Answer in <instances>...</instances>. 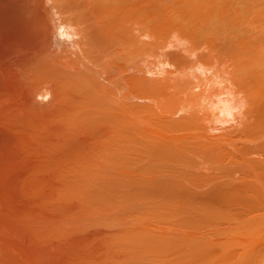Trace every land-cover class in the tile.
<instances>
[{
    "label": "bare ground",
    "instance_id": "bare-ground-1",
    "mask_svg": "<svg viewBox=\"0 0 264 264\" xmlns=\"http://www.w3.org/2000/svg\"><path fill=\"white\" fill-rule=\"evenodd\" d=\"M54 1L56 3L55 5L58 7L60 17L62 16V21L66 22V23H70V24L72 23L73 25L75 24L78 28V30L76 32H78V34L80 35L81 45H82L80 56L87 59V61L89 63L93 64L95 67L98 66L101 69L100 70L101 73L104 72L105 75H108L106 72L108 71V73H109V70L111 68H113L112 70H114V71L111 70L112 71L111 74L112 73L114 74V72H115V75L114 76L111 75L110 79L108 77V79L110 80V83H111V85H110L111 87H109L107 84H103V85H100V90H97L98 85L96 84L97 86H95L93 83L92 75L97 73V72L95 69H94L95 70L94 71L92 69L93 67H91V66H90V68L93 71H91L90 68L87 67L86 68L87 71L83 70V72H82V70L80 69L79 70L80 73L77 72L78 73L77 75H79L78 81L76 80L78 76L75 73L74 74L76 76V79L74 78L75 76H73L74 80L72 78H70L68 75V77L70 78V82L73 80L74 81L73 84H75V82L77 81V83H79V85L81 86V88L79 87L80 92L83 90L81 92V96H79V93L78 94L76 93L78 91L74 92L75 94H77L79 96V98L77 97V98H75V100L73 99L74 97L72 98L77 103H74V101L71 100L73 103V108L71 109V111L74 108L75 109L78 108L77 110H79V113H78L79 115L75 114V116L73 117V118H76L75 121L80 120L81 122H78V123L82 124V122H84V123H85V121L91 122L92 120L95 122L98 120V122H99V119H101L100 122L107 124L106 126L109 125L108 127L112 126L115 128V126H116V128H119L118 123H121V125L123 124L124 126H127L129 129V131L127 132L129 135L125 132V135L126 136L128 135L127 138L129 140L127 138H125L124 135H122V134H124V131H127V130H125L127 128L125 127V129H124L123 125H122L123 128H122V126H120V127L124 130H121L120 128L112 130V127L111 128L107 127L109 130L113 131V133H112V131H110V133L106 132V134L107 133L110 134V135H108V134L107 135H108V137L111 136L110 137L111 140H110V138L107 139L106 135H103V136H106L104 138V139H106V140H104L106 143L111 144L112 139H113V141H115V138H117L115 142H117V144L119 142V144H118L119 147H117L118 145L115 142H113L111 145H109V147H111V148H108V149L109 150L113 149L112 152H109L112 155L114 153L113 152L114 151L113 146L116 145L117 149L119 148V152H121V151H123L122 147L120 149L121 144L123 145V143H125L127 140H128V143H130V144H128L129 147L127 144L123 145L124 150L126 151V148L128 147L126 152H129V151L130 152L128 154L126 152H121L120 158L125 161V159H126L125 157L127 155L126 161L127 160L129 161L130 159H131L130 161H132V162H129L130 164L132 163L131 165L129 164L131 167L129 169H131V171H128L131 174V176L129 177V181L126 179V181L129 182L128 184H130L129 185L130 187L128 186L130 188L128 190V193L131 194V197H129L130 195L128 196V194H127V197H126V195H124L125 196L124 197L120 194L119 195L121 197L120 196H119V198L115 197L118 195L119 191L121 192V194H123L122 189H124V188H122V186H121L122 191L118 188L119 191L116 192V195H114V197L116 199L118 198L119 202L121 200L123 202V198H128V197L130 199L132 198L131 199L132 203L130 202L131 204L129 203L130 200H127V199L125 200V202H123V204H124V206H126L127 204H125V203H129L130 204L129 207L131 208L133 203H135V205L132 207L135 210L137 207V212L139 210L138 208H140V210L142 212L145 210L144 206L143 207L140 206V205L144 204L146 206V210H147V211H144V213H143V215L145 216L144 218L146 219V217H147V218H152V220L155 219V221H153V223L154 222L158 223L159 219L161 220V222H159L160 224L162 223V221H166V223L167 222L169 223L171 221H173V222L176 221V222H174L176 224V226L174 225L175 228L172 227L173 225L172 226L170 225V227H169L168 223H167V226L171 230L174 229V232L176 229L177 232L172 233L173 230L170 231L169 228L166 226L168 228V230L171 232V234L168 233L167 235L165 234V232H164V235H162V234L156 235V233L154 234L153 232H152L153 233L152 234V233H150L149 230H148V232H149L148 233L147 230H146V232H145V230L142 231V229L138 228V226L137 227L135 226V229H137L135 231H133V228H130L131 229V231H130L129 228H126L128 226H126L125 228L129 229V231L121 229V232L119 234L117 233V236L119 238L116 236L117 239L114 238L115 241L114 240L113 241H114V243L115 242L119 243V242H117V240H120V243H122L121 247L123 246L122 248H123L125 254H126V250H128L127 256L130 254L132 255L133 261H131V257L130 258L128 257L126 259L130 260L131 262L127 261L126 264L127 263L128 264H134V263L135 264H264V246H263L264 235H263V237L261 236V238H263L262 240L258 239V237L260 235L264 234V232H263L264 231V69H262L261 71L258 70L259 68L260 69L262 67L264 68V62H262L263 64H261L260 61H262V60H259L263 54L262 53H261L262 55L259 54L260 55V57H259L257 55V53L254 51L253 56L256 57V55H257L258 56V57H256L257 59L252 56L250 58V60H248V61L245 59L241 60V61L239 59L240 62H238V60L236 62L232 61L233 65L231 64V66L233 67L232 68L233 70L231 72L238 71V73H235V74H232L230 72L229 73L230 76L227 78L228 80L232 79V81L230 80V84L232 83L231 84L232 87L230 86L231 87L230 91L226 90V92H224L225 91V90H223L224 88L223 89L220 88V90H222L221 93L224 92L223 94L228 93V95H230V97L227 96V99L230 103L225 99H224V101H223V99H221V101L224 102L223 104L225 106L228 105L232 108L238 107L241 110V113L243 114L242 117H245V118H244V122H243V118H241L242 121L240 120V122H243V123H241L242 126L234 129L235 132H232L229 134V132H231V131H229L230 129L227 132L224 130L223 132H226V135H225V133H222L221 135L219 134L221 137H219L218 134H217L218 137H215L216 135H214V134H213L214 137H212V134H210L211 132L209 133V135L207 133V132H209V130L211 128L208 127L209 123L208 124H206V123L210 122L208 120L212 119L213 116H215L214 113H212L213 116L210 118H207L210 115V114L208 115L207 113H206L207 116L204 115L205 113H203V115L201 116L200 113L198 114V110L196 111V106H199V103L201 104V101H203V99L206 101L210 97L212 99H214L216 96L219 97V95H223V94H221L218 89H217V91L220 93L219 95H217L218 94L217 91L213 92L211 90V89H213V87L211 86L213 84H210L211 88H209V87L206 88L207 92H209L208 91V88H209V90L211 91L212 94L206 93L204 91L206 89L203 90L204 93H206V94H203L202 93L203 91H201V90H199V92H196L197 94H200V96L195 95L196 93L194 91H193V94L190 93L189 88H188L190 85L193 84L192 88L196 87V86H202L200 83L201 78H199V76L196 75V73H192V75H191L190 72L186 73L183 70V69H189L187 67H190V66H192V67H190L191 69L197 68L198 66L201 67L203 65H205L203 67H206V65L215 66L217 68L222 67V65L220 66L221 63L219 61L216 62L217 58H215V57H217V56H213L212 53L210 55L208 54L205 56L198 55L199 57H195V59L193 60L194 61L193 65H195L196 58H197L196 62L198 61V64H199L198 65L196 63L195 67L193 65L189 64V62H192V60L189 59V61H188V59H187L188 57L186 59L183 58L184 62L188 61L187 63L186 62L184 63L181 61L178 65V63L176 61L175 67L176 66L181 67L182 66L181 63H183V68L178 67L180 69H177V67H176V70L178 72L180 71L178 73L175 70V72L178 73L177 76H175V75H174V77L168 76L169 77L168 79H166V77H164V78H162L163 81H162V79H158V81L161 80V82H163V83L156 82V80L155 81L151 80L152 81L151 82L150 79H149V81H150L149 82L148 78L146 80L145 77L142 76V73L140 75L138 74V72L140 73L144 69V68H141L142 66L140 67V60L144 61V59H142L144 57V55L147 52L148 53H153V52L157 53L156 52L157 49L158 50L160 48L162 49V47H161L162 44L158 42L157 38H156L157 40L155 39L156 41L153 40L154 43L149 45V42H148V45H147V43H145L146 41L144 42V40H143L144 38L142 39L140 37L141 34L144 36L145 33L149 32V34L151 35L150 32L152 29H153L152 35H155V34L157 35V36L155 35V37H158V36L160 37L162 35L160 33L167 32L170 29L171 30L173 29L172 31H170V32H173V31L177 30V25L179 24L178 20L182 19L181 13L186 12L187 15L185 17V25L182 24L183 26H181V22L179 24L180 25L179 28L181 27L183 30L186 29L185 33L187 31L189 32L192 30L191 32H193L194 34L198 32L199 34L203 35L204 32L206 31L207 33L205 32V34H207V36H209V35L216 34V33H214L215 31L217 32V31L221 30V29L216 30V27L227 26V28H228V29L226 28L227 33L224 30V32L226 33V37H227L229 35L230 31L233 32V30H230L232 27L235 28L236 26L238 27L241 23L244 24L247 21L246 18H248L249 16H251V17L255 16V18H256V16H258V15L257 14L255 15L254 12H257L258 14L260 13L259 14L260 18L257 17L258 20H260L264 14L263 13L264 12V0H262V1L260 0L261 4H259L260 3L259 0L258 1L257 0L256 1L250 0L253 3H250L249 0H237V1L233 0L232 2H231V0L230 1L225 0V2H224V0L223 1L222 0H213V1H210V0H185L184 5H183L184 9L182 8L183 10L175 9V7L171 8L172 5L175 6V3L174 4L172 3L173 0H172V2H171V0H167V1L172 3V4L169 3L170 6H168L169 4H167L166 3L167 1L165 2L164 0H54ZM175 1H177L176 4L178 5V3L180 4L179 1H181V0H175ZM216 1L218 3V4L216 3V6L220 4L219 5L220 8L218 6H217L218 8L214 7L215 6L214 3ZM206 2L207 3L209 2V3L206 5ZM228 2H230V3H228ZM239 2H240V4H238ZM256 2H258V3H256ZM246 4H248V5H246ZM254 4H256L257 6L256 5L254 6ZM211 5H213L214 9ZM231 5H233L231 7L232 9L229 8ZM235 5L238 6L237 10H235V13H237L236 15L237 16L244 15L245 21H240V19L243 20V18H242L243 16H240V18H236V15L233 14L232 10L234 8H236ZM243 5H244V7H243ZM209 6H210V9L208 8ZM226 6H228V7H226ZM164 7H166V8H164ZM203 7H204V9H203ZM227 8H228V10H227ZM238 8H242L241 9L243 12L242 14H241V10L239 13ZM245 8H247V9H245ZM249 8H252V9L250 10ZM253 8L255 11L253 10ZM211 9H212V11L214 10V13H216V14H214L212 11L211 12L213 15L211 14V12L209 13V11ZM217 9H221V11L220 10L218 11ZM167 10L172 11L170 13V17L174 16V18L172 17L170 19L173 20L174 22L178 23V24L175 23L173 25L172 24L173 21L171 22L170 20H168V22H169L168 27H166L164 29V31H163V28L162 29L160 28L162 32H159L158 26L159 25L162 26L161 20L163 21L166 19V15H168ZM173 10L175 13L173 12ZM226 10H227V12H226ZM230 10L232 13L230 12ZM243 10L247 11V13L244 12ZM216 11H218V14ZM249 11H250V13H248ZM251 11H253V12L251 13ZM57 13H58V11H57ZM208 13L211 14V16L209 15L210 17L208 16ZM223 13H224V15L219 16V14H223ZM164 14H165V16H164ZM248 14H249V16H248ZM250 14H252V15H250ZM214 15L215 16L218 15V16L215 17ZM226 15H227V18L229 17L228 19H225ZM233 15H234L235 19L233 18ZM199 16H200V19H199ZM202 16H204L203 17L204 19H202ZM206 16L208 17V19H206ZM213 16L215 19L216 18L217 19L216 20L213 19L210 21L211 17L213 18ZM195 17H197V18H195ZM220 17L221 18L223 17V18L221 19ZM231 17H232V19H231ZM175 18H176V20H175ZM218 18H220V20ZM257 18L254 20L258 21ZM205 19H206V21L209 20L210 22L209 21L204 22ZM238 19H239L240 23H238ZM47 20L49 22V19H47ZM60 20H61V18H60ZM190 20L191 21L193 20L194 22H196L195 23L196 26H194L195 24H193V21L191 23ZM197 20L198 21L201 20L202 22L201 21L197 22ZM228 20H230V21H228ZM42 21L44 22L43 18H42ZM55 21H58V20H55ZM189 21H190V23L188 24L187 22H189ZM212 21H214V23H212ZM221 21H222V23L220 24L219 22H221ZM223 21L227 22V23L224 22V24H226V25H223ZM248 22H250V20ZM197 23H200L201 25H199V24L197 25ZM206 23H207V25L208 24L209 25L206 26L205 25ZM210 23L212 25H210ZM250 23L247 24V22H246L245 26L241 25L239 27V32L242 33L241 37L248 34L246 32H245L246 34H244L243 31H245V30H243V28L247 26L246 28L249 31L248 25ZM227 24H230V25L232 24V25L228 26ZM235 24H237V25H235ZM202 25H203V28L201 27ZM252 25L253 24L251 23V26ZM161 26H159V27H161ZM170 26H172V27H170ZM185 26H187V27H185ZM197 26L201 27L202 31L200 28H199V31H196L198 28ZM188 27H191L192 29H190V28L188 29ZM210 27L212 28L211 30H209ZM213 27H214V29H213ZM256 27L258 28V26H256ZM133 28L136 30H134ZM179 28H178V30L181 31V29H179ZM241 28L243 31L241 30ZM253 28L254 27H252V29ZM262 28L264 30V26ZM166 29H168V30H166ZM194 29H195V32H194ZM156 30H158V31H156ZM183 30L181 31V33H183L182 35H185ZM132 31L135 33H133ZM146 31H148V32H146ZM179 31L177 33H180ZM210 31L211 32L213 31V32L210 33ZM235 31H236V33H235L236 35H232V36H234L235 38L237 36L238 38H236V39L241 41L242 38L240 36H238V35H241V33H238V30H235ZM260 31L262 32V30H260ZM156 32L157 33L159 32V34H157ZM188 32L186 34H187V37H189V38H186V35H185V37L182 36L181 33L179 36H181V38L189 39L190 42H194L193 44H195V46H196V44H198L197 42H195L196 41L195 39H197V38L200 39V42H202V44H203L204 40L197 37L196 35L194 36V34H192L191 32H189L191 34L190 35ZM202 32H203V34H202ZM221 33H223V32H221ZM225 33H223V34H225ZM262 33H264V32H262ZM66 36H69V35L67 34ZM203 36H206V35H203ZM247 36H249V35H247ZM98 37H101V41H103L104 43H106V41H108L107 42L108 44L106 45V47L103 46L105 48H102L105 52L103 50H100V48L97 47V41H98V44L101 42L98 40ZM138 37L142 39V42H141V40L139 41ZM190 37L194 41L193 40L191 41ZM226 37L223 36V38H226ZM231 37L229 36V39ZM104 38L106 41L104 40ZM215 38H218V37L217 36L211 37V39L213 40V41H211V43L214 42L215 45L217 43L219 44L220 39L218 38V41L216 43ZM246 38L247 37L242 39V41H245ZM161 39L159 40L160 42H161ZM232 39H233V37H232ZM248 39H247V41H248ZM231 41L232 42H230V41L229 42L230 43L234 42L233 40H231ZM204 43H206V42L204 41ZM208 43H210V42H208ZM225 43H226V40H225ZM234 43H235V45L239 44V46H242L241 45L242 43H240V42L239 43L234 42ZM247 43L249 44V42H247ZM79 45H80V43H79ZM219 45L221 46V44H219ZM229 45H231V44H229ZM235 45H232V46H235ZM207 46L210 48L213 47L211 45H207ZM239 46H237V47H239ZM246 48H248V47H246ZM246 48L243 46V47L235 48V50L236 49H240V50L244 49L250 53V51ZM260 49H261V47H260ZM262 49L264 50V48H262ZM46 50H49V49L47 48ZM53 50H55V49H53ZM55 51H57V50H55ZM39 52H41V51L39 50ZM44 52L47 54L49 51L48 52L44 51ZM61 52H62V50L60 51V53ZM103 52H104V55H103ZM233 52H235V51H233ZM164 53H167V52H164ZM170 54H172V52L169 53L168 55H170ZM175 54H173V56H170V57L174 58ZM200 54H202V53H200ZM203 55H204V53H203ZM214 55H216V54H214ZM233 55H237V52L235 54L233 53ZM181 56H183V55L181 54ZM207 56H210L211 58L207 57ZM263 57L264 56H262L261 59H263ZM47 58H49V57H47ZM57 58H56V60H57ZM75 58H76V56H75ZM158 58H159V56H158ZM181 58L179 57V59H176V60H178V62H179L180 60H182ZM234 58L238 59V57H235V56H234ZM192 59H193V57H192ZM51 60H52V58H50V61ZM78 60H80V59H78ZM223 60H225V59H223ZM35 61H37V59H35ZM41 61H43V60H41ZM48 61H47V63H48ZM60 61L58 63H61ZM87 61H85V62H87ZM258 61L261 64L260 65L261 67L257 66ZM63 62H64V60H63ZM67 62H69V60H67L66 63ZM222 62H228V60L222 61ZM47 63H45V64H47ZM50 63L48 65L44 66V70H45V67L50 65ZM55 63H56V66H58L57 62L51 63V65L54 64V67H55ZM66 63L64 65L67 66L68 64H66ZM138 63H139V65H138ZM37 65H38V63H37ZM88 65H86V66H88ZM62 66L60 65L59 68ZM41 67H42V65H41ZM50 67L51 66H49V68ZM98 67H97V69H99ZM184 67H186V68H184ZM71 68H72V66H71ZM73 68L78 70V68H76V67H73ZM128 68L129 69L131 68L133 71L132 70L130 71ZM199 69H201V68H199ZM60 70H62V69H60ZM65 70H66V68H65ZM128 70L131 72V73H129V75H128V72H129ZM173 70H174V68H173ZM36 71L34 73H36ZM51 71H52V69H51ZM51 71H49V72H51ZM53 71H54V68H53ZM89 71H90V73L93 72V74L92 75L87 74ZM252 71H254L255 73ZM41 72H42V70L40 71V73ZM126 72H127V75H126ZM38 73L39 72H37V74ZM62 73H64V72H62ZM81 73H83V74H81ZM169 74H172V73H169ZM109 75H110V73H109ZM96 76H99V75H96ZM189 76H191V77L189 78ZM103 77H104V75H103ZM193 77H194V79L196 78L197 81H199V83H196L194 81L196 83V86H194L195 83L192 82ZM65 79H66V77H65ZM66 80H68V79H66ZM202 80H204V79H202ZM213 80H214V77H213ZM215 81L217 82V80H215ZM201 82L203 83V81H201ZM216 82H215V85H216ZM220 82L221 81H218L217 83L219 84ZM213 83H214V81H213ZM46 84H48V83H46ZM203 84H205V83H203ZM233 84L236 87V89H238L239 91L238 90L236 91V89L232 90ZM57 85H58V83H57ZM120 85L126 86L125 89H127V90L123 95H121V97L117 98L115 91H116V89H119V91H121ZM219 85L221 86V84H219ZM34 86H36V85H34ZM106 86H108V87H106ZM88 88L90 90H88ZM35 89H37V87ZM39 89H40V87H39ZM55 89L56 88H54V90ZM75 90H76V88H75ZM186 91H187V93H186ZM200 91H201V93H200ZM232 91H233V93H230ZM234 91L237 92L238 97H243V100H242V98L237 99L236 94H235L236 92H234ZM240 91L242 94H244L243 96L238 95V93L240 94ZM61 94L63 95V93H61ZM232 94L233 95L235 94L234 95L235 97ZM77 95H75V96H77ZM129 95L137 97L138 101L142 98L143 99L145 98L148 100L150 99L153 101L154 104L151 103V105L150 104L148 105V102H147V103H143L145 105H143V104L135 105V104H140V102L139 103L134 102L135 104H133L132 103L133 101L131 100L132 98ZM72 96H74V95H72ZM232 96L234 98H232ZM235 98H236V100H235ZM212 99H209L207 102L210 101V103H211ZM58 100H59V98H58ZM127 100L130 102L128 103ZM240 100H241V102L243 101L241 103V105L239 104ZM71 101H69V102H71ZM146 101L144 100L143 102H146ZM225 101L228 103L225 104L226 103ZM214 102H212V103H214ZM66 104H67V102H66ZM74 104H75V106H74ZM225 106H223L225 108V110L229 111V107H225ZM53 107L54 106H52V109H53ZM223 107H222V109H223ZM177 108H180V110H178V111L184 112V110H185V112L186 111L187 112L186 113L182 112L184 115L182 114V116L181 115L178 116V119L176 118L177 119L176 120L174 113L176 112ZM194 108H195V110H192ZM232 108L230 110L231 112L233 110ZM243 108H244V110H243ZM189 109H190V111H189ZM223 110H222V112H224ZM240 110H239V113H240ZM242 110H243V112H242ZM98 112H100V114ZM96 113L99 114L98 115L99 119H97ZM220 113H221V111H220ZM225 113L227 114L226 111H225ZM69 114L72 115L71 112ZM176 114H177V112H176ZM242 114H239L240 117ZM62 115H64V114H62ZM73 115H74V113H73ZM171 115H174V116H171ZM229 115H231V114H229ZM239 115H238V117H239ZM198 116L202 117L201 121H200V118ZM203 116H204V119L206 117L207 120L206 119L204 120ZM240 117H239V119H240ZM62 118L64 119V116H62ZM69 118H70V116H69ZM22 119H24V118H22ZM103 119L105 122L102 121ZM64 120H67V119H64ZM217 120H219V119L217 118ZM111 121H112V123H111ZM113 121H115L117 124L113 125V124H115V122L113 123ZM70 122H71V120L68 121V123H70ZM90 122H89V124H90ZM78 123L76 122V125ZM73 124H75V122ZM86 124H88V123H86ZM110 124H112V125H110ZM92 125H94V123ZM96 125H98L97 122H96ZM100 125L101 124H99V127H100ZM206 125H207V127H206ZM101 127L103 128L102 125H101ZM208 128H209V130H207ZM233 128H234V126H233ZM105 129H106V127H105ZM118 130H120L121 132L120 131L118 133L115 132ZM120 133H122L121 135L123 137L120 135ZM113 135L116 137L112 138V137H114ZM120 136H121V140L124 142H122L120 139H119L120 141L118 140V138H120ZM123 138H125V139H123ZM109 141H111V142H109ZM129 154H131V155H129ZM123 155H125V156L122 157ZM255 156L256 157L258 156V158H256ZM139 158H140L141 162L139 161ZM113 159L114 158L112 157L111 160H113ZM121 159H120V161L122 162ZM106 160H108V159H106ZM106 160H104V161H106ZM124 161L122 162L123 164H124ZM128 161L125 163H128ZM95 164L97 165V163H95ZM99 164H101V163H99ZM109 164H110V162H109ZM113 164L115 165V163H113V161H112V165ZM89 165H93V164H89ZM127 165L128 164H126V166L124 165L125 168L128 167ZM107 166H109V165H107ZM109 167H111V166H109ZM94 168H96V167H94ZM103 168H105V167L103 166ZM92 169L93 168L91 166V170ZM97 169L99 170L98 167H97ZM115 169H116V167H115ZM97 171H95V172H97ZM100 171H101V173H103L102 172L103 170H100ZM115 171L117 172V169ZM106 172H108V171H106ZM127 173H125V174H127ZM83 175L85 176V174H83ZM115 176H116V174H115ZM112 177H114V176L112 175L111 178ZM125 178H127V177H125ZM121 179H122V177H121ZM96 180L97 179H95V181ZM106 181H107V179H106ZM122 182L125 184L124 180ZM103 183H105V182H103ZM96 184H97V182H96ZM109 184L110 183H107V185H109ZM128 184H125V185H128ZM104 187H106V186H104ZM123 187H124V185H123ZM108 188H109V186H108ZM76 189L77 188L74 187L73 190L72 189L71 190L74 192ZM88 189L89 188H85V187L81 188V186H80L79 189H77L78 192H76L77 190L75 192H76V194H78V195L81 194L84 198H87L88 202L90 201L89 204H91V202L93 203L94 198H95V200L97 199V197L94 196V193L97 194V190H95V192H94L93 190H91V189L88 190ZM82 190H84V191H82ZM125 190H126V188H125ZM81 191L86 192L85 193L86 195L84 193L82 194ZM92 197H94V198H92ZM114 197H112V198L114 199ZM91 198H92V200H91ZM120 198H122V199L120 200ZM99 199L97 201H98V203H101L103 201L102 200L103 198L99 197ZM116 199H114V200H116ZM97 201H94V202H97ZM103 202L106 203L105 205L108 206V202H106V200ZM103 202H102V205L104 204ZM122 202H120V203H122ZM136 203H137V205L138 204H140V205L136 206ZM117 205L118 204H115V206H117ZM110 206H111V204L109 203V207ZM118 206H120V205H118ZM122 207H123V205H122ZM130 208L127 209L128 213H129L128 210H130ZM142 208H143V210H142ZM135 210H133V211H135ZM117 211H119L118 208H117ZM123 211H124V209H123ZM115 213L116 212H114L113 214H115ZM134 213H132V214L134 215ZM117 214L118 213H116V215ZM124 214H126V212ZM133 215H131V216H133ZM118 216H119V218L121 217V215H118ZM128 216H130V214H128ZM128 216L125 215L124 218H127ZM140 216L143 218V216L140 214L139 215L136 214V217H135L136 220H137V218H139V220L141 219L140 221L139 220L136 221L138 223L143 221V219ZM107 221H108L107 222L108 224L110 223L112 225H116V224H114V222L116 223L117 220L115 219V217L114 218L112 217V222H109V220H107ZM121 221H125V220H121ZM198 221H201V223H199ZM129 222H130V220H129ZM136 222H134V223L136 224ZM191 222H193L195 224H193ZM197 222L199 224H197ZM150 223H152V221ZM174 223H169V224H174ZM205 223L209 224V225L212 224L213 226L211 225L212 227H210V228L211 229L215 228V229L213 230V232L211 231L212 232V234H211L209 228H207V229L203 228V229H205V231H208V233L211 235H209V234L206 235V237L209 236V238H206L204 235V236H202L204 238L199 239L200 234L198 233L199 231L198 232L196 231L197 226H199L201 224L200 225L201 227H202V225L205 227ZM117 224H119V222ZM123 224H125V222ZM140 224H139V226H140ZM126 225H128V222ZM132 225H133V223H132ZM187 225L189 227H187ZM177 226H179L180 228H176ZM122 227L124 229L123 225H121L120 228H122ZM141 227L143 228L142 225H141ZM186 227L190 228V229L187 230ZM191 227H192V230H191ZM193 227H194V230H193ZM206 227H209V226L207 225ZM145 228H147V226H145ZM181 228H184V230L186 229L185 231H188L189 233H191L193 231L197 232L198 235H196V236H198V237H196L195 234L193 235L192 233H191V235L187 234L188 232L186 233ZM152 229H153V227H152ZM159 230H157V231H159ZM179 230L180 231L183 230L185 232V234L183 232H180ZM198 230H202V229H199V227H198ZM122 231H124V232H122ZM125 231H126V233H125ZM152 231H154V230H152ZM155 231H156V229H155ZM178 231L180 234L178 233ZM121 233L124 235H121ZM176 233H178V234H176ZM186 234L188 235L189 238L186 237ZM120 235H121V237H120ZM256 239L261 241L260 243H262V244L261 245L258 244V246H257V241L255 242ZM120 243H119V245H120Z\"/></svg>",
    "mask_w": 264,
    "mask_h": 264
},
{
    "label": "rangeland",
    "instance_id": "rangeland-1",
    "mask_svg": "<svg viewBox=\"0 0 264 264\" xmlns=\"http://www.w3.org/2000/svg\"><path fill=\"white\" fill-rule=\"evenodd\" d=\"M164 1L166 2L167 0H164ZM210 1H213V0H210ZM232 1L233 0H231V2ZM235 1H237V0H235ZM261 1L259 0V2H260L259 4H261ZM171 2H172V0H171ZM171 2L167 1L166 3L169 4ZM176 2L177 1L173 0L172 3L173 4L175 3V6L172 5L171 8L175 7V9L183 10L184 9L183 5H184L185 0L179 1L180 4L178 3V5L176 4ZM224 2H225V0H224ZM208 3L206 2V5ZM216 3H217V1L214 3L215 4L214 7L220 8V6H219L220 4L217 5L218 6L217 7ZM228 3H230V2H228ZM250 3H253V2L250 1ZM256 3H258V2H256ZM55 4L56 3L54 0H0V264H126L127 261H130V260L126 259L128 257L129 258L131 257V261H133L132 255L130 254L127 256L128 250H126V254H125V252L122 248L123 246L121 247L122 243H120V240H117V242H119L120 245H119V243H116V242L114 243V241H115L114 238H116L117 233L119 234L121 232V229L129 231L130 228H133V231H135V230H137V229H135V226L136 227L138 226V228L142 229V231L145 230V232H146V230H147V232L149 230L150 233L153 232L154 234L156 233V235H161V234L164 235V232H165V234L167 235L168 233L171 234L170 231H172V230H173L172 233L174 232V229L171 230L169 227H170V225L171 226L173 225L172 227H174V225L176 226V224L174 223L176 221L169 222V223H174V224H169L167 222L169 227L167 226L166 221H162V223H161L162 225H161L159 223V222H161L160 219H159L158 223L154 222L155 223L154 224L153 221H155V219L152 220V218H147V217H146V219L144 218L145 216L143 215V213H144V211H147L146 206L144 204L143 205L138 204L141 207L144 206L145 210L143 212L140 210V208H138L140 211L138 210V212H137V207H136V206H138L137 203L135 206L136 210L133 209V207H132L135 205V203H133L131 208L129 207V205L132 203L131 202L132 198L131 199L129 198V197H131V194L128 193V190L130 189L129 188L130 184H128L129 182H127L126 179L129 181V177L131 176V174L128 171H131V169H129V168H131L130 165L132 163L130 164L129 162H132V161H130L131 160L130 159L129 161L127 160L128 163H125V162H127L126 161L127 155L125 157L126 158L125 161L120 158L121 152H126L127 148L129 147L128 144H130V143H128L129 139L127 138L129 135L127 133L129 131L128 127L124 126L122 124L124 126V129H125V127L127 128V129H125L127 131H124V134L120 133V135L122 134V135H124L125 138L128 139V140L126 139L127 143L126 142L123 143V145L124 144L128 145V147L126 148V151L124 150L123 145L121 144L120 149L122 147L123 151L120 150L121 152H119V148L117 149V147H119V145H118L119 142H118V144H117V142H115L117 138H115L116 136H114L115 135L114 134L113 135L114 137H112V138H115V141H113V139H112V143L115 142L118 146L116 147V145L114 144L115 145V146H113L114 147V151H113L114 153L112 155L109 152H112L113 149L112 150L108 149V148H111V147H109V145H111L112 143L111 144L106 143L104 141L106 139H104V138L107 136V139H109L111 136L108 137V135H110L109 133L113 129H119L120 128L121 130H124V129H122L123 126L121 125V123H118L119 128H116V126H115V128L112 126L108 127L109 125L106 126L107 124L100 122L101 119L98 118V115L100 114V112H98L99 114L96 113L97 119H99V122H98V120L96 121L98 125H96V122L93 120L91 121L92 123L89 121L90 124L87 121H85V123L82 122V124H81V123H78V122H81L80 120L75 121L76 118H73L75 116V114L79 113V110H77L78 108H76V109L74 108L71 111V109L73 108L72 101H74L75 98H77V97L79 98V96H81V92L83 91L82 90L80 92L81 86L79 85V83H77V81L79 80V75H77L78 73H80L79 70L81 69L83 72V70H86L87 67L90 68V66L93 67L92 68L93 70L94 69L96 70V72L98 74L97 73L93 74V72L90 73V71L87 74H90V75L93 74L92 80H93V83L95 86L98 85L97 90H100V85H103V84H107L109 87H111L110 86L111 83H110L109 79H110L111 75L112 76L115 75V72H114V74L113 73L111 74V72L114 70H112L113 68H111V69L109 68L110 70L109 69L108 70H109L110 75H109L108 71L107 72L105 71L108 74V75H105L104 72L101 73V71H100L101 69L98 66L97 67L99 69H97V67H95L93 64L89 63L87 61V59L80 56L82 45H81L80 35L78 34V32H76L78 30V28L75 24L73 25L72 23L70 24V23H66V22L62 21V16L60 17L58 7ZM238 4H240V2ZM213 5H211V6L213 7ZM246 5H248V4H246ZM255 5L256 4H254V6ZM168 6H170V4ZM232 6L233 5H231L229 8H231ZM214 7H213V9H214ZM226 7H228V6H226ZM235 7L236 8L233 7L234 11L232 10L234 15L237 14V13H235V10H237L238 6L235 5ZM243 7H244V5H243ZM164 8H166V7H164ZM208 8L210 9V6ZM242 8H238L239 13H240V10ZM203 9H204V7H203ZM245 9H247V8H245ZM249 9L251 10L252 8H249ZM217 10L221 11V9H217ZM227 10H228V8H227ZM227 10H226V12H227ZM253 10H254V8H253ZM57 11H58V13H57ZM211 11H212V9L209 11V13ZM218 11H216L217 14H218ZM171 12L172 11H168L167 12L168 15H166V19L163 21L161 20L162 26L161 25H159L161 27L158 26L159 32H162L161 31L162 28L164 31V29L166 27H168V25H169L168 20H170L171 22L173 21L170 19L172 17L174 18V16L170 17ZM173 12H174V10H173ZM212 12L214 13V10ZM212 12H211V14H212ZM230 12H231V10H230ZM244 12L247 13V11H244ZM252 12L253 11H251V13ZM209 13H208V16L209 15L211 16V14H209ZM242 13L243 12L241 10V14ZM248 13H250V11ZM214 14H216V13H214ZM254 14L258 15V16H256V18L260 16L259 15L260 13L258 14L257 12H254ZM186 15H187L186 12L181 13L182 19L178 20L179 24L181 22V26L185 25ZM220 15H224V13L219 14V16ZM234 15H233V18H234ZM250 15H252V14H250ZM164 16H165V14H164ZM214 16H213V18L211 17L210 21L215 19ZM217 16H215V17H217ZM240 16H243L242 17L243 20L240 19V21H245L244 15H240ZM240 16L236 15V18H240ZM248 16H249V14H248ZM263 16H264V14H263ZM263 16L261 17L260 20H258V18H257L258 21L254 20V19H256L255 16L254 17L249 16L248 18H246L247 16L245 17L247 19V21H246L247 24L250 22L253 24L252 26H251V23L248 25L249 31L246 28L247 26L244 28L242 27L243 30H245V31H243L241 28V30L244 32V34L248 33V34L244 35L245 37H247L245 39V41H242V39H244L245 37L244 36H243L244 38L241 37L242 33L239 32V27L241 25L245 26L246 22L244 24L241 23L238 27L237 26L235 28L232 27L230 30H233V32H231V31H230V33L228 32L229 35L227 34L228 35L227 37H226L227 26L221 27L218 25L219 27H216V30H218V29H221V30H219L217 32L215 31L214 33H216V34L209 35V36H207V34H205L206 31L204 30L205 32H204V34L202 32V34L206 35L207 37L199 34L198 32L194 34L193 32H191L192 31L191 30L189 32L194 34V36L196 35L197 37L201 38L202 40H204L207 43L206 44L203 41V44H202V42H200V39L197 38V39H195L196 40L195 42L198 43V44H196V46H195V44H193L194 42H190L189 39L181 38V36H179L183 29L181 27L179 28L180 25L174 21L172 23L173 25L175 23L178 24L177 30H175L176 32L175 31L170 32L173 30V29L171 30L170 28H169L170 30L166 29V30H168L167 32L160 33V34H162L160 36L162 39L158 36L161 39V42L159 41L160 39L158 37H155V35H156L155 33H154L155 35H152L153 29L150 32L151 35L149 34L148 31H146L148 33H145V35H144L145 37L142 34L140 35V37L142 39L144 38L143 39L144 42L146 41L145 43H147V45L149 42V45H150V44L154 43L153 40H155L157 38L158 42L162 44L161 47L163 50L159 47L161 50L159 49L160 50L159 51L157 49L156 50L157 53H154V52L148 53L147 52L144 55V57L142 58V59H144V61L140 60V67L142 66L141 68H144L143 69L144 71L142 70L143 72L142 71L140 73L138 72V74L140 75L142 73V76H144L146 80L148 78V81L150 79V81L156 80V82H161V80L158 81V79H162L164 77H166V79H168L169 78L168 76L174 77V75L175 76L178 75V73L180 71L178 72L176 70V67H177V66L175 67L176 61L179 65V63L181 61L184 62L183 58L186 59L188 57L187 58L188 61H189V59L192 60V62H189V64L193 65V62H194L193 60L195 59V57H199L198 55L205 56L208 54L210 55L212 53L213 56H217V57H215V58H217L216 62L219 61L221 63L220 66L222 65V67L217 68V67L211 66V65L210 66L206 65V67H203V66H205V65H203L201 67L198 66L197 67L198 69L197 68L191 69L190 67H192V66L187 67L184 64L187 68H189V69H183L184 72H186V73L190 72L191 75H192V73H196V75H198L199 78H201V81H203V83H205V84H203L200 81L202 86H196V83H199V81H197V79L196 78L194 79V77H193L192 82L193 83L196 82L194 85L196 87L192 88L193 84L190 85L188 87L189 91H190V93L193 94V91L196 93V92H199V90L203 91L207 87L211 88V86L213 87V89H211L213 92H216L218 89L219 92L221 93L222 90H220V88H222V89L224 88L223 89V90H225L224 92H226V90L230 91V89L232 87V85H231L232 83L230 84V80L232 81V79L228 80L227 78L230 76L229 73L233 70L232 69L233 67L231 66V64L233 65L232 61L236 62L238 60V62H240L241 60H244V59L248 61L254 55L253 54L254 51L257 53V55L259 57L262 54H263L262 56H264V50L262 49V48H264V33H262V32H264V30L262 28L264 26V17ZM203 17L204 16H202V19H204ZM42 18H43L44 22L42 21ZM46 18L49 19V22ZM60 18H61V20H60ZM195 18H197V17H195ZM220 18H218V19L220 20ZM228 18L226 15L225 19H228ZM199 19H200V16H199ZM206 19H208L207 16H206ZM206 19L204 22L209 21V20L206 21ZM231 19H232V17H231ZM248 19L250 20V22H248L249 21ZM55 20H58V21H55ZM175 20H176V18H175ZM190 21L187 23L189 24ZM192 21H191V23H192ZM199 21H201V20H199ZM199 21L197 20V22H199ZM228 21H230V20H228ZM240 21L238 19V23H240ZM224 22L225 21H223V25H226V24H224ZM195 23L196 22L193 21V24H195ZM212 23H214V21H212ZM219 23L221 24L222 21ZM225 23H227V22H225ZM198 24L201 25L200 23H197V25ZM205 25L208 26L209 24L207 25V23H206ZM210 25H212V24L210 23ZM227 25L229 26L230 24H227ZM235 25H237V24H235ZM194 26H196V24ZM256 26H258V28ZM170 27H172V26H170ZM185 27H187V26H185ZM201 27L203 28V25ZM201 27H198L196 31H199V28L201 29ZM252 27H254L255 29L254 28L252 29ZM178 28L181 29V31H179ZM189 28L192 29L191 27H188V29ZM195 29H194V32H195ZM211 29L212 28L210 27L209 30H211ZM213 29H214V27H213ZM134 30H136V29H134ZM185 30H183L184 33H185ZM224 30L226 33L224 32ZM235 30H238V33H241V35H238L242 38L241 41L236 39V38H238L237 36H236V38L234 36H232V35H236ZM260 30H262V32ZM156 31H158V30H156ZM178 31L180 33H177ZM201 31H202V29H201ZM220 31L225 33V34L221 33ZM159 32L158 33L156 32V33L159 34ZM212 32L210 31V33H212ZM133 33H135V32H133ZM186 33H185L186 38H189V37H187ZM67 34L69 36H66ZM182 34L183 33H181V35ZM146 35L147 36L149 35V36L147 37ZM185 35H182V36L185 37ZM247 35H249V36H247ZM212 36L213 37L217 36L220 39L219 44H221V46L217 43L218 38H215L216 39L215 42L220 47L217 44H216L217 45L216 46L214 42L211 43V41H213L211 39ZM223 36L226 38H223ZM229 36L230 37L232 36L233 39H232V37L229 39ZM141 38H139V41L141 40V42H142ZM190 39H191V41L193 40L191 37H190ZM247 39H248V41H247ZM98 40L101 41V37H98ZM104 40H105V38H104ZM225 40H226V43H225ZM231 40H233L234 42L242 43L241 44L242 46H239V44L235 45L234 42L230 43V42H232ZM75 41L76 42L78 41V42L76 43ZM102 42L103 41H101L98 44V41H97V47L100 48V50H103L102 48H105L106 45L108 44L107 43L108 41H106V43L103 42L104 44ZM208 42H210L211 44ZM247 42H249V44ZM79 43H80V45H79ZM229 44H231V45H229ZM207 45H211L213 47L210 48ZM232 45H235L236 47L232 46ZM103 46H105V47H103ZM237 46H239V47L244 46L245 48L248 47L246 49H248L250 51V53L244 49H243L244 51L240 50V49L235 50V48H239ZM260 47H261V49H260ZM47 48L49 50H46ZM53 49H55L57 51H55ZM39 50L41 52H39ZM61 50H62V52L60 53ZM44 51H46V52L49 51L47 53L48 55ZM233 51H235V52H233ZM104 52H103V55H104ZM164 52H167V53H164ZM171 52H172V54L168 55ZM236 52H237V55H233V53L235 54ZM200 53H202V54H200ZM203 53H204V55H203ZM173 54H175L176 56L174 55V58L170 57V56H173ZM181 54L183 56H181ZM214 54H216V55H214ZM257 55H256V57H258ZM75 56H76V58H75ZM158 56H159V58H158ZM234 56L238 57V59L234 58ZM262 56H261V58H262ZM47 57H49V58H47ZM179 57L180 58L182 57L181 58L182 60H180L178 62V60H176V59H179ZM192 57H193V59H192ZM207 57H210V56H207ZM253 57H255V56H253ZM50 58H52L51 61H50ZM56 58H57V60H56ZM261 58L259 60H262V61H260V63L263 64L262 62H264L263 61L264 57H263V59H261ZM35 59H37V61H35ZM62 59L64 60V62ZM78 59H80V60H78ZM223 59H225V60H223ZM239 59H240V61H239ZM41 60H43V61H41ZM65 60L66 61L69 60V62L66 63ZM196 60H197V58H196ZM196 60H195V65H193L194 67L196 66V63L198 64V61L196 62ZM227 60H228V62H222V61H227ZM47 61H48V63H47ZM59 61L61 63H58ZM85 61H87V62H85ZM44 62L47 64H45ZM50 62L51 63L57 62L58 66H56V63H55V67H54V64H52L53 65L52 66ZM37 63H38V65H37ZM49 63H50L49 66H51V67L49 68V66H47V67H45V70H44V66L48 65ZM65 63L68 65L67 66L64 65ZM257 63H258L257 66L259 67L261 64L259 63V61ZM41 65H42V67H41ZM60 65L61 66L63 65L62 66L63 68L62 67L59 68ZM86 65H88V66H86ZM138 65H139V63H138ZM181 65H182L181 67L180 66H178V67L183 68V63H181ZM71 66H72V68H71ZM52 67L54 68V71H53ZM73 67L78 68V70H76ZM178 67H177V69H180ZM186 67H184V68H186ZM65 68H66V70H65ZM173 68H174V70H173ZM199 68H201V69H199ZM51 69H52V71H51ZM60 69H62V70H60ZM92 69L90 68L91 71H93ZM262 69H264V68L262 67L261 69L259 68L258 70L261 71ZM34 70L35 71L37 70L36 73H34L35 72ZM41 70H42V72H41L42 74L40 73ZM129 70L131 71L132 69L130 68ZM175 70L178 73H176ZM49 71H51V72H49ZM130 71L128 72V75H129V73H131ZM37 72H39V73L37 74ZM62 72H64V73H62ZM127 72H126V75H127ZM252 72H254V71H252ZM74 73L78 76L77 79H76V76ZM169 73H172V74H169ZM231 73L235 74V73H238V71H234ZM81 74H83V73H81ZM102 74L104 75V77ZM68 75L72 79H73V76H75L74 78L77 80V81L75 80L76 81L75 84H73L74 79L73 80L71 79L73 81V82L71 81L72 83L70 82V78L68 77ZM96 75H99V76H96ZM65 77L69 81L66 80ZM108 77H109V79H108ZM190 77L191 76H189V78ZM213 77H214V80H213ZM202 79H204V80H202ZM215 80H217V82L221 81L222 83L221 82L219 83V84H221V86ZM162 81H163V79H162ZM213 81H214V83H213ZM215 82H216V85H215ZM46 83H48V84H46ZM57 83H58V85H57ZM161 83H163V82H161ZM210 84H213V85L210 86ZM34 85H36V86H34ZM108 86H106V87H108ZM34 87L35 88L37 87V89H35ZM39 87H40V89H39ZM125 87L126 86H124V85H120L121 91H119V89H116L115 94H116L117 98L121 97V95H123L126 92L127 89H125ZM234 87L235 86L233 84L232 90L236 89V87L235 88ZM54 88H56V89L54 90ZM75 88H76V90H75ZM209 88H208L209 92H207V89L204 90L208 94L211 93ZM88 90H90V89L88 88ZM237 90L238 89H236V91ZM75 91H78L76 93L77 94L79 93V96L74 93ZM201 91H200V93H201ZM204 91L202 93L206 94V93H204ZM236 91H234V92H236ZM219 92L217 95L220 94ZM61 93H63V95ZM186 93H187V91H186ZM223 93H221V94H223ZM230 93H233V91ZM235 94H236L237 99L242 98V100H243V97L237 96V92ZM72 95H74V96H72ZM75 95H77V96H75ZM195 95L200 96V94H197V93ZM238 95L243 96L244 94H242L240 91V94L238 93ZM129 96H131L132 99L130 97L129 98L133 101L132 102L133 104L140 102V104H135V105H141V104L147 103V102H148V105L149 104L151 105V103L154 104L153 101L150 99L148 100L145 98L144 99L139 98L140 100L138 101L137 97L132 96V95H129ZM227 96L230 97V95H228V93L223 94V95H219V97H217V96L215 98L213 97L214 99H212L210 97L209 99H212L211 100L212 102L215 101L214 102L215 104L212 102L210 103V101L207 102L209 100L207 98L208 100L205 101L203 99V101H201V104L199 103V106L195 105L196 111L198 110V114L200 113L201 116L203 115V113H205L204 114L205 116H207V114L208 115L210 114L209 117H207V118H210L213 116L212 113H214L215 116H213L212 119L208 120L210 122L206 121L207 122L206 124L209 123L208 127L211 129L210 130H209V128L207 129V130H209V132H207L205 130L208 133V135L211 132L210 134H212V137H214L213 134L216 135L215 137H218L217 134L221 135L222 133H225V135H226V132L229 129H230L229 131H231V132H229V134L232 132H235L234 129L242 126L241 123L244 122L245 117H242L243 114L241 113V110L238 107H235L234 105L233 106L235 108H232L228 105L225 106L223 104L224 102L221 101V99H223V101H224V99L228 101ZM233 96H232V98L235 97V96L234 97ZM58 98H59V100H58ZM236 98H235V100H236ZM144 100L145 101L147 100V101L143 102ZM69 101H71V102H69ZM66 102H67V104H66ZM129 102L130 101H128V103ZM228 102H226L225 104H227ZM242 102L240 100L239 104L241 105ZM74 103H77V102L74 101ZM143 105H145V104H143ZM222 105L225 107H229V111L225 110V108ZM52 106H54L53 109H52ZM74 106H75V104H74ZM222 107L224 110L222 109ZM231 108L233 109L232 112L230 111ZM244 108H243V110H244ZM190 109H189V111H190ZM221 109L224 112H222ZM178 110H180V108H177V110H176L177 114L174 111L175 112L174 113L175 119L176 118L178 119V116H180V115L182 116L183 113L187 112V111L185 112L184 109H183L184 112L178 111ZM192 110H195V108ZM239 110H240V113H239ZM243 110H242V112H243ZM220 111H221V113H220ZM225 111L227 112V114L225 113ZM70 112L72 115L69 114ZM72 112L74 113V115ZM62 114H64V115H62ZM229 114H231V115H229ZM239 114H242L241 117ZM61 115L64 116V119H67V120H64ZM174 115H171V116H174ZM238 115H239L240 119H239ZM69 116H70V118H69ZM22 118H24V119H22ZM199 118L201 121L202 117H199ZM207 118L205 117L206 120H207ZM217 118L219 120H217ZM241 118H243V122H240V120L242 121ZM69 119L71 120V122H70L71 124L68 123V121H70ZM203 119H204V116H203ZM102 121H104V119ZM74 122H75V124H73ZM76 122L78 123L77 125H76ZM114 122L115 121H113V123ZM86 123H88V124H86ZM93 123L95 126L92 125ZM111 123H112V121H111ZM99 124H101L103 126V128L101 127V125L99 127ZM116 124L117 123L115 122V124H113V125H116ZM110 125H112V124H110ZM120 126H122V128ZM233 126H234V128H233ZM105 127H106V129H105ZM107 127L108 128L112 127V130H109ZM206 127H207V125H206ZM224 130L226 132H223ZM119 131L120 130L115 131V132L118 133ZM106 132H109V133H107L108 135L106 134ZM125 132L128 134L127 136L125 135ZM112 133H113V131H112ZM103 135H106V136H103ZM220 135H219V137H221ZM121 136H120V138H118V140L119 139L121 140ZM125 138H123V139H125ZM110 140H111V138H110ZM109 142H111V141H109ZM122 142H124V141H122ZM129 152H126V153L128 154ZM129 155H131V154H129ZM124 156L125 155H123L122 157H124ZM112 157L114 158L113 160H111ZM256 158H258V156ZM106 159H108V160H106ZM120 159L122 160V162L124 161V164L120 161ZM104 160H106V161H104ZM112 161H113V163H115V165L114 164L112 165ZM139 161H140V158H139ZM94 162L97 163V165ZM109 162L111 165L109 164ZM99 163H101V164H99ZM89 164H93V165H89ZM126 164H128L127 165L128 167H126L127 169L125 168ZM107 165H109L111 167H109ZM91 166L94 170L93 169L91 170ZM103 166L105 168H103ZM114 166L116 167L117 172L115 171L116 169ZM94 167H96V168H94ZM97 167L99 168V170L97 169ZM100 170H103L102 171L103 173H101ZM95 171H97V172H95ZM106 171H108V172H106ZM114 173L116 174V176ZM125 173H127V174H125ZM83 174H85V176ZM112 175L114 177L111 178ZM121 177H122V179H121ZM125 177H127V178H125ZM95 179H97V180L95 181ZM106 179H107V181H106ZM123 180L125 181V184H128V185H125L122 182ZM102 181L105 183H103ZM96 182H97V184H96ZM107 183H110V184L107 185ZM123 185H124V187H123ZM78 186L79 187L81 186V188L82 187L83 188L84 187L89 188V189L93 190L94 192H95V190H97V194L94 193V196H96L97 199L95 200V198L92 197V198H94V201H97L99 199V197L103 198L102 199L103 201L106 200V202H108V206L105 205L106 203H104L103 201H102L104 203L103 205H102V202L98 203V201L97 202L93 201V203L91 202V204H89L90 201L88 202L87 198H84L81 194L80 195L76 194V192H78L77 189H79ZM104 186H106L107 188ZM108 186H109V188H108ZM121 186H122V188H124V189H122L123 194H121V192L118 190V188L121 190ZM74 187L77 188L76 189L77 191L75 190L76 192L72 191ZM125 188H126V190H125ZM82 191H84V190H82ZM116 192H118V195L115 197H118V198L120 195H122V196L126 195V197H127V194H128V196L130 195L128 197L129 199L123 198V202H125V200L127 199V200H130L129 203L130 202L131 203L130 204L125 203L127 205L124 206V204L121 200L122 198H120V200H121L120 202H122V203H120L119 199L118 198L116 199L114 197V195H116ZM83 193L85 194L86 192H82V194ZM112 197H114V199H116L117 201L114 200ZM92 198H91V200H92ZM109 203L111 204L110 207H109ZM115 204H118L120 206H118V205L115 206ZM122 205H123V207H122ZM117 208L119 211H117ZM129 208H130V210H128L129 211V213H128L127 209H129ZM123 209H124V211H123ZM133 210H135V211H133ZM142 210H143V208H142ZM114 212H116L118 214L117 215H116V213L113 214ZM125 212H126V214H124ZM132 213H134V215ZM128 214H130V216H128ZM136 214H138V215L140 214L143 216V218L140 216L143 219V221L140 222L141 224L136 222L137 220H139V218H137V220H136V218H135ZM118 215H121V217L119 218ZM125 215H127L128 217L124 218ZM131 215H133V216H131ZM112 217L113 218L115 217V219L117 220L116 223L114 222V224H116V225H112L110 223L109 224L107 223L108 222L107 220H109V222H112ZM121 220H125V221H121ZM129 220H130V222H129ZM126 221L128 222V225H126L127 224ZM151 221H152V223H150ZM201 221H198V222L201 223ZM118 222H119V224H117ZM124 222H125V224H123ZM134 222H136V224ZM198 222H197V224H199ZM132 223H133V225H132ZM191 223H193V222H191ZM206 223H205V227L203 225L201 227L200 226L201 224L199 226H197L196 231L197 232L199 231L198 232L200 234L199 239L204 238L202 236L205 235V237H206V235L209 234L208 231H205V229L209 228L210 232L211 231L213 232V230L215 229V228L214 229L210 228L213 226L212 224H211L212 225L211 226V225L206 224ZM139 224H140V226H139ZM193 224H195V223H193ZM121 225L124 226V229H123V227L120 228ZM141 225L143 226V228L141 227ZM207 225L209 227H206ZM126 226H128V227H126ZM145 226H147V228H145ZM166 226L169 228L170 231L168 230V228ZM125 227L129 228V229H126ZM152 227H153V229H152ZM187 227H189V226L187 225ZM194 227H193V230H194ZM198 227H199V229H202V230H198ZM176 228H180V227L177 226ZM184 228H181V229L184 230ZM203 228H205V229H203ZM155 229H156V231L159 229L160 230L156 232ZM188 229H190V228H187V230ZM152 230H154V231H152ZM183 230H181V231L179 230V231L183 232L184 234H185V232L186 233L188 232V231H185L186 229L184 230L185 232ZM191 230H192V227H191ZM130 231H131V229H130ZM179 231H178V233H179ZM122 232H124V231H122ZM175 232H177L176 229H175ZM197 232L193 231L191 233L193 235L195 234V236H196V235H198ZM212 232H211V234H212ZM125 233H126V231H125ZM178 233H176V234H178ZM191 233L188 232L187 234L191 235ZM187 234H186V237H188ZM211 234H209V235H211ZM121 235H124V234L121 233ZM121 235H120V237H121ZM263 235L264 234L260 235L258 237V239L262 240L263 238H261V236L263 237ZM196 237H198V236H196ZM206 238H209V236H207ZM256 241H257V246H258V244L259 245L262 244V243H260L261 241H259L257 239L255 240V242ZM263 246H264V244H263Z\"/></svg>",
    "mask_w": 264,
    "mask_h": 264
}]
</instances>
